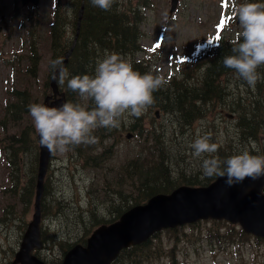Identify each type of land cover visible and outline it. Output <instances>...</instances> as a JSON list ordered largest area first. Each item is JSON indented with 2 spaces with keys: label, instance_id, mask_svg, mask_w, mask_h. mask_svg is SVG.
<instances>
[{
  "label": "trees",
  "instance_id": "16d2710c",
  "mask_svg": "<svg viewBox=\"0 0 264 264\" xmlns=\"http://www.w3.org/2000/svg\"><path fill=\"white\" fill-rule=\"evenodd\" d=\"M241 1L245 2V0ZM20 4L22 5L21 0ZM148 4L149 0H146L145 7ZM36 6L38 5H33L36 12L28 18V23L22 25L24 38L21 47L29 41L28 36H31L39 20L41 13ZM143 19L138 5L133 0H113L111 8L107 11L92 6L90 0H68V3L64 0L53 7L48 25L49 61L46 77H49V80L44 83L43 92L50 91L53 94L50 86L52 77L49 62L58 57L63 59L70 77L92 75L96 61L103 58L106 53L113 52L129 61L133 68L142 74L147 72L160 75L158 70L151 66V60L146 58L145 50L141 46L140 39L143 32L140 27ZM12 37L14 31L10 29L9 35L6 34L5 38ZM234 38L219 35L216 43L206 46L205 54L178 57L176 59L178 65L171 62L170 73L163 76L167 83L153 93V105L140 117L123 120L120 125L122 129L125 126L135 131L136 141L145 150L139 159L120 162L114 182L113 177L111 182L109 181L105 168L107 161L103 157L107 155V138L119 136L117 128H98L93 133L97 137V143L82 144L65 153L70 160L72 154L78 153L81 158L89 157V161L92 160L97 164L101 177L99 187L103 189L101 193L106 192L108 195L105 198L99 196L96 198L99 201L96 202V206L101 213L96 208L87 210L76 208L70 212L63 207V217L58 222L66 226V229L64 227L62 233L60 231L51 238L49 242L51 245H64L62 234L72 235L81 225H85V231L90 232L100 223H112L124 211L134 205L144 204L155 194L170 193L183 184L206 185L216 178L203 176L201 159L192 155L190 148L192 141L186 130L196 121L206 120L204 134L210 135L211 142L219 145L218 151L212 155L224 159L242 150H248L255 155H264V81L258 82L255 88H251L238 80L231 69L223 66L222 57L231 54L230 41ZM26 48L28 49V46ZM31 50L30 56L29 49L19 58L15 56L14 74L20 70L29 75L35 73L38 61L42 57L37 54L32 44ZM142 53L143 57L137 58ZM152 55L154 56V53ZM28 58L31 60L28 69L20 66V62ZM258 71L264 75V67ZM56 85L57 96L64 92L66 102L91 107L89 101L82 100L77 93L67 89L66 83L60 85L56 81ZM6 94L9 99L0 109V153L8 165H13L14 171L20 167L26 170L35 168L33 177H30L26 184H20L17 178V194L21 196L27 208L36 191V166L39 155V140L30 121L28 106L36 103L37 100L34 99L29 86L18 87L14 84ZM155 112L159 117H156ZM226 112H231L233 119L221 130L217 125V119H223V113ZM232 130L235 133L236 143L231 152ZM28 174L31 176L30 172ZM125 180L132 185L129 189L120 185ZM48 189L50 191L49 186ZM52 189H56L54 185ZM2 192L6 194L5 189H2ZM58 198L56 192L47 193L45 188L42 193L41 208L49 210L53 205L55 209L59 202ZM102 199L107 200L102 201ZM20 207L18 210L16 200L11 203L17 220L11 221L4 216L0 217L1 220L3 219L0 220L2 222L0 227H4L5 231L12 230L10 224L13 223L20 232L25 228L28 218L23 206ZM210 222L212 227L216 228L211 240L220 244L222 237L232 239L229 230L233 226L222 220H210ZM222 224L229 225L226 234L219 233L218 229ZM186 226L199 227V223ZM166 232L168 239L178 236L176 229ZM238 234L241 240L249 238L241 230ZM155 237L156 240L153 241ZM255 241L264 242L259 238ZM175 245L176 242L172 247H164L159 235L155 234L146 242L123 250L112 264H144L160 257H166L168 264H180L174 249ZM47 253L44 260L48 263L51 254Z\"/></svg>",
  "mask_w": 264,
  "mask_h": 264
},
{
  "label": "clouds",
  "instance_id": "9594fccd",
  "mask_svg": "<svg viewBox=\"0 0 264 264\" xmlns=\"http://www.w3.org/2000/svg\"><path fill=\"white\" fill-rule=\"evenodd\" d=\"M92 6L109 10L113 0H90ZM234 18H238L240 31L230 41L231 54L222 57L223 66L231 69L235 77L255 88L264 81L258 69L264 67V2L245 0L236 4L233 0ZM52 79L75 92L91 107L79 103L64 102L49 107L42 103L28 106L39 143L51 152L66 153L80 145L97 143L93 135L98 128H119L122 121L140 117L154 103L153 93L167 81L162 75L141 73L117 53H106L96 61L92 75L71 76L62 58L49 62ZM208 134H197L191 142L192 155L201 159L205 177H223L231 187L245 179L264 177V155L248 150L239 151L224 159L212 155L219 145L211 142Z\"/></svg>",
  "mask_w": 264,
  "mask_h": 264
},
{
  "label": "rangeland",
  "instance_id": "374dc122",
  "mask_svg": "<svg viewBox=\"0 0 264 264\" xmlns=\"http://www.w3.org/2000/svg\"><path fill=\"white\" fill-rule=\"evenodd\" d=\"M53 2L54 0H39L38 6H36L38 12L41 13L37 25L39 26L38 45H41L40 52L42 54L37 75L32 77L20 70L13 75L12 80L13 84L18 87L29 86L34 99L37 100L36 103L42 101L43 84L49 80V77H46L49 61L48 25L51 20V12L48 7ZM235 3L239 4L242 1L235 0ZM152 5L154 8L148 12V20L140 27L143 32L140 42L145 50L146 58L151 60V66L157 68L162 76H166L171 71L170 62L178 65L176 61L178 57L205 54L206 46L216 43L218 35L225 37L230 35V38H234L240 31L238 18L235 19L233 16V0H178L176 9L169 17L166 15L170 9V0H152ZM0 8L4 16L2 18L0 16V42H2L0 59H5L8 54L2 51L3 49H6L7 52L15 49L18 55L26 52L27 46L23 44L21 47L24 38L22 25L27 22L32 13H35V10L32 4L21 5L19 0H15V6L12 5V0H0ZM221 20L224 21L223 24H221ZM2 24L8 27L2 29ZM10 29L14 31V37L6 47V40L3 41V39ZM152 53L156 55L153 56ZM20 66L23 67V62H20ZM8 70L9 68L7 69L0 63V109L3 108L7 100L4 90L7 86ZM30 121H32L31 117ZM230 121L217 123V125L224 129L225 125L230 124ZM204 124L205 121L202 120L191 125L188 129L191 141L196 138L197 134L203 135ZM220 137L222 136L220 135ZM234 139L235 133L232 130L231 152L236 143ZM132 140L133 138L126 132L124 140L118 142L116 157L119 162H132L139 159L144 153L145 149L140 147L139 142ZM3 165L4 161L0 156V182H6ZM27 171L33 177L35 168H27ZM120 185L125 189L132 186L127 180ZM61 192L68 196L74 194L68 184L61 187ZM85 199L87 200V197ZM198 223L199 227L180 228L178 226L176 238L168 239L166 230H162L158 234L164 247H172L176 242L174 249L180 264H260L264 262V243H257L252 236L241 240L238 234L240 229L238 225H233L234 227L229 230L232 239L222 237L219 244L211 240L216 228L212 227L210 220H201ZM221 226L218 229L219 233L226 234L228 226L226 224ZM10 242H13V239H10ZM144 264H168V260L166 257H160Z\"/></svg>",
  "mask_w": 264,
  "mask_h": 264
},
{
  "label": "water",
  "instance_id": "95a60500",
  "mask_svg": "<svg viewBox=\"0 0 264 264\" xmlns=\"http://www.w3.org/2000/svg\"><path fill=\"white\" fill-rule=\"evenodd\" d=\"M23 1L37 3L38 0ZM175 3L176 0H172V9ZM51 86L54 93L58 92L56 80L52 79ZM64 99V94H61L60 98L47 106H57ZM37 138L39 140L38 135ZM40 147L37 202L49 160L48 149ZM263 185L264 177L257 180L245 179L231 187L225 184L223 177H216L204 186L181 185L168 194H155L146 203L126 210L118 221L98 227L89 238L88 249L73 251L62 264H109L122 249L141 244L162 229L176 228L203 219H223L233 224L239 223L245 233L264 237ZM38 217L36 212L20 242L17 259L23 264H37L29 253L33 246L38 245Z\"/></svg>",
  "mask_w": 264,
  "mask_h": 264
},
{
  "label": "bare ground",
  "instance_id": "6f19581e",
  "mask_svg": "<svg viewBox=\"0 0 264 264\" xmlns=\"http://www.w3.org/2000/svg\"><path fill=\"white\" fill-rule=\"evenodd\" d=\"M58 8H59V7H58ZM66 13H67V12H66ZM134 132H135V131H134ZM57 202H58V201H57ZM43 204H44V203H43ZM48 204H50V203H48ZM52 206H53V205H52ZM52 206H51V207H52ZM52 208H53V207H52ZM0 220H1V219H0ZM2 220H3V219H2ZM2 220H1V221H2ZM18 220H19V219H18ZM1 221H0V222H1ZM7 222H8V221H7ZM9 222H10V221H9ZM1 223H2V222H1ZM5 224H6V223H5ZM13 224H14V223H13ZM15 224H16V223H15ZM21 224H22V223H21ZM10 225H11V224H10ZM17 225H18V223H17ZM6 226H7V225H6ZM10 227H11V226H10ZM21 227H22V226H21ZM9 229H10V228H9ZM64 232H65V231H64ZM62 235H63V234H62ZM63 236H64V235H63ZM56 238H57V237H56ZM54 240H55V239H54ZM55 242H56V241H55ZM57 243H58V242H57ZM49 249H50V248H49ZM47 254H48V253H47ZM46 257H47V256H46Z\"/></svg>",
  "mask_w": 264,
  "mask_h": 264
},
{
  "label": "snow or ice",
  "instance_id": "6c2138e0",
  "mask_svg": "<svg viewBox=\"0 0 264 264\" xmlns=\"http://www.w3.org/2000/svg\"><path fill=\"white\" fill-rule=\"evenodd\" d=\"M223 22H224V21H223V20H221V24H223ZM217 38H218V37H217ZM156 47H159V45H156ZM153 50H154V49H153Z\"/></svg>",
  "mask_w": 264,
  "mask_h": 264
},
{
  "label": "flooded vegetation",
  "instance_id": "af4514ba",
  "mask_svg": "<svg viewBox=\"0 0 264 264\" xmlns=\"http://www.w3.org/2000/svg\"><path fill=\"white\" fill-rule=\"evenodd\" d=\"M230 116V115H229Z\"/></svg>",
  "mask_w": 264,
  "mask_h": 264
}]
</instances>
